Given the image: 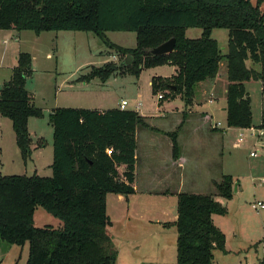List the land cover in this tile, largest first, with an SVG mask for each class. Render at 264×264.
<instances>
[{"label":"trees","instance_id":"1","mask_svg":"<svg viewBox=\"0 0 264 264\" xmlns=\"http://www.w3.org/2000/svg\"><path fill=\"white\" fill-rule=\"evenodd\" d=\"M262 4L264 0H0V29L94 33L115 49L120 60L90 65L76 78L81 82L94 78L104 82L117 74L138 76L145 68L174 65L177 73L153 76L151 89L180 95L185 105L192 103L196 84L214 78L224 60L226 127L248 128L251 98L244 82L260 81L264 94ZM190 27L200 28L201 35L187 37ZM214 28L227 29L225 52L211 36ZM107 31H132L136 44L132 48L115 44ZM172 37V52H149ZM126 56L131 57L128 63L123 62ZM32 73L31 54L20 51L9 79L0 86V115L11 121L24 162L32 153L28 118L43 117L25 86ZM48 120L53 128L51 175H0V241L27 246L25 264H116L118 250L108 230L112 222L106 197L127 199L134 193L136 129L152 127L137 111L119 107H55ZM257 126L264 127V118ZM175 135L176 131L169 133L173 157L178 150ZM38 144L42 146L43 139ZM215 188L216 195L178 194L176 220L162 224L176 230V264H215L213 250L224 251L225 235L212 216L226 214L216 197L231 199L232 176L223 174ZM37 207L59 219L61 226L35 227Z\"/></svg>","mask_w":264,"mask_h":264},{"label":"rangeland","instance_id":"2","mask_svg":"<svg viewBox=\"0 0 264 264\" xmlns=\"http://www.w3.org/2000/svg\"><path fill=\"white\" fill-rule=\"evenodd\" d=\"M22 33L21 48L23 51L31 53L33 69L25 86L36 94V104L43 107L44 113L41 118H33V121H37L38 124L31 125V130L33 132L37 128L43 132L42 134L50 144L52 143L50 138L52 128L48 120V113L51 107L56 106L55 102H58L62 107L100 108L102 106L101 108H112L118 107L121 99H126L128 102L126 109L136 111L135 103L140 102L139 110L147 111V113L182 103L183 99L181 100L180 95L173 99L167 90L153 93L151 89L152 76L154 74H169L171 64L166 63L145 68L138 76L128 73L111 75L104 82L94 78L91 80L94 82L88 87L82 88L81 81L76 80L80 83L62 81L64 79L73 80L81 73L88 72L90 65L100 66L107 61L119 62L120 56L115 52V49L105 46L101 39L92 32L43 31L39 34L40 36L31 30H24ZM227 34L225 28H214L211 31V36L217 40L222 52L226 50ZM106 35L110 41L123 47L132 48L136 44L135 33L132 31H107ZM200 35L201 29L198 27H190L186 30L187 37L196 38ZM6 49L8 50L6 51ZM16 50L15 42L10 41L7 44L0 41V53L6 51L0 67V80L9 78L7 66L11 63L16 64V58L13 57ZM225 67L226 64L223 60L219 63L218 68L220 75L218 81L221 86L224 83ZM250 81L254 83L257 80ZM99 83L100 86H96ZM257 85L254 84L256 93H253L254 114L251 128H254L260 121L261 116L264 117V96L260 95ZM158 94H163V97L158 98ZM42 96L45 98L43 99ZM224 118V113L218 109L211 118L212 124L215 121L221 123L224 134L215 131L208 132L209 135H206L203 131L200 136L202 139L210 138L212 140V142L204 140L202 154L209 162H213L221 167V170H225L233 179L231 199H220V203L226 207V214L216 217V224L225 235L227 253H223L225 247L224 251L214 249V262L217 263L219 256H223L226 264H259L264 258L262 246L264 209L253 210L250 206L255 201L264 203V146L259 147V144L254 146L255 138L250 135V128L228 129ZM6 121L9 119L6 118ZM2 129L1 139L7 140L4 126ZM241 133L243 141L236 144ZM254 148H257L256 156H250L249 152ZM0 158L2 161V163L0 162V175L34 174L30 170V164L22 163L16 144H14V155L8 147L3 156L0 155ZM114 196L116 195L109 194L107 197L108 216L111 218L115 203ZM134 200L133 203H137L145 214H147L146 210L149 213H155L159 208H162V210L159 209L160 212L170 213L173 202L170 197L162 199L157 196H140L135 197ZM117 223L114 228L117 232L123 229L124 223L130 224L134 230L131 234H121V239H131L132 242L122 246L121 250L130 249V251L128 254H124V252L122 255L120 254V264H174L175 245L172 248V245L169 244L170 237L163 243L164 238L158 234L160 229L156 225L144 228L146 226L140 227L137 223L127 219H118ZM33 224L37 228H58L61 226V221L48 214L43 208L37 207L34 212ZM124 231L126 232V230ZM113 244L116 246L114 242ZM164 245L165 250L163 251ZM26 257L27 246L19 247L0 241V264H14L15 262L25 264Z\"/></svg>","mask_w":264,"mask_h":264},{"label":"crops","instance_id":"3","mask_svg":"<svg viewBox=\"0 0 264 264\" xmlns=\"http://www.w3.org/2000/svg\"><path fill=\"white\" fill-rule=\"evenodd\" d=\"M23 31L24 30L18 31L15 29H0V41L2 43L9 44L10 41L15 42L17 46V50L13 55V57L15 58L18 52L23 51V48H21V38ZM41 33L42 32H40L39 34ZM39 34L37 36H40ZM7 50L8 49H6V51ZM6 51L5 53H0V67L2 65V62L4 61V54H6ZM14 65L15 64L11 63L7 66L9 68V77ZM176 73L177 67L174 65H170L169 74H154V76L171 77ZM223 75L224 83L222 86L218 81V76H220L218 72L214 78L198 82L195 86L193 101L190 105H184V102L181 98V105H170L169 107H166L162 110L157 109L148 113L147 111H140V108L136 110L145 118L146 123L152 128L139 127L136 129V159L134 165L135 168L133 181L134 193L127 199L120 195L114 196L115 203L112 208L113 217L111 218V216H108L112 222V225L108 230L118 250L116 264H120L119 257L120 254L122 255V252H124V254H128V252L130 251V249L121 250L122 246L129 245L132 242L131 239H121V234H131L134 231L132 229V226H130V224L128 223L123 224V229L120 232L115 231L114 228L118 224V219H127L129 221L137 223L140 227L146 226L144 228L150 226L154 227V225H156L160 229L158 234H161L164 238L163 243L170 237L169 244L172 245V248H174L175 245L176 250L177 233L175 228L173 226L164 227L162 224L166 222H174L176 220L177 195L181 193L216 195L215 183L219 182L221 176L227 173L225 172V170H221V167H219L218 165L214 164L213 162H209L207 158L202 154V145H204V140H207L208 142H212V140H210V138L202 139L200 136L203 131L206 133V135H209L208 132L215 131H219L220 134H224V130H216L211 126V118L214 116V114H216L217 109L222 111L226 118V67ZM8 79L2 78L0 82L2 81L1 83H3ZM65 81L76 82V78L73 80L64 79V81L62 82ZM92 82L94 81L81 82V87H88ZM254 84H258L257 86L260 95L264 96V94L262 93V84L260 81H255L254 83H252V81L244 82L245 89L251 98L252 118L254 114L252 105L254 96L253 93H256V87H254ZM96 86H100V83ZM208 89L209 91L207 92ZM28 91L33 95L34 104L43 110L42 106L36 104V94L34 92H31L30 90ZM177 97L178 95L174 98ZM42 98L44 99L45 97L42 96ZM55 105L56 106L51 107L49 111H51L55 107H62L59 106L60 104L58 102H55ZM101 107L97 109H107ZM261 117L264 118L263 116ZM33 118L37 117H29L27 122L29 135L31 137V158L26 162L22 160V163L25 165L30 164V170L33 173L42 176H50L52 173L51 163L53 159V128L51 126L52 132L50 134V138L52 143L50 144V142H48L44 137L45 135L42 134L43 132L39 131L37 128H35L36 130L32 132L31 125L36 126L38 124L37 121H33ZM260 121L255 126H257ZM2 126H4V129L6 131L7 140L1 139L3 130ZM227 128L244 129L234 127ZM173 131H176L175 138L178 145L177 155L175 157H173L172 152V139L169 136V133ZM39 139H43L44 141V144L42 146L38 144ZM14 144H16L15 134L11 125V121H6V117L0 115V155L3 156L8 147H10L14 155ZM0 162L2 163L1 158ZM123 170L124 166L122 165L120 166V171ZM108 196L109 194L107 195V197ZM140 196H157L162 199H167L168 197L172 198L173 202L171 205V212H160L159 209L162 210V208H153L157 209L155 213H149V211L146 210L147 214H145L144 210L141 211L142 209L140 208V206H138L137 203H133V201H135L134 198ZM107 197L106 212L108 215ZM216 199L217 201L221 202V198L216 197ZM217 216L218 215L212 216L213 223L223 232V230L216 224ZM124 230H126V232ZM263 240L264 237L262 238V241ZM164 250L165 245L163 246V251ZM223 253H227L226 247ZM214 260L215 256H213V261ZM174 264H176V253ZM215 264H226L225 258L223 256H219V261Z\"/></svg>","mask_w":264,"mask_h":264},{"label":"built area","instance_id":"4","mask_svg":"<svg viewBox=\"0 0 264 264\" xmlns=\"http://www.w3.org/2000/svg\"><path fill=\"white\" fill-rule=\"evenodd\" d=\"M158 98H162L161 94H158ZM127 100L126 99H122L119 103V108L120 109H126L127 107ZM141 106L140 102L135 103V109H139ZM212 128L215 129H224L221 127V123L219 121H215L213 124H211ZM251 129L250 135L253 136L255 138L254 141V146L259 144V147H263L264 146V127H258V126H254V128L248 127ZM243 141V134L241 133L240 136L238 137L237 143H240ZM257 153V148H254L253 150H251L249 152L250 156H256ZM253 210H261L264 209V203L261 201H255L254 203L251 204L250 206Z\"/></svg>","mask_w":264,"mask_h":264},{"label":"water","instance_id":"5","mask_svg":"<svg viewBox=\"0 0 264 264\" xmlns=\"http://www.w3.org/2000/svg\"><path fill=\"white\" fill-rule=\"evenodd\" d=\"M175 46V38L172 37L162 43H160L159 45L155 46V47H151L149 48V52L152 55H162V54H167L173 51ZM131 60L130 56H126L124 59V63H128Z\"/></svg>","mask_w":264,"mask_h":264}]
</instances>
